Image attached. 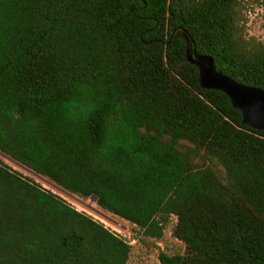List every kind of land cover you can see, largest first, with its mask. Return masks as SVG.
Instances as JSON below:
<instances>
[{"label": "trees", "instance_id": "trees-1", "mask_svg": "<svg viewBox=\"0 0 264 264\" xmlns=\"http://www.w3.org/2000/svg\"><path fill=\"white\" fill-rule=\"evenodd\" d=\"M238 0H0V152L182 254L264 264V131L200 88L181 31L264 91ZM175 34L171 38V33ZM130 245L0 161V264H126Z\"/></svg>", "mask_w": 264, "mask_h": 264}, {"label": "rangeland", "instance_id": "rangeland-1", "mask_svg": "<svg viewBox=\"0 0 264 264\" xmlns=\"http://www.w3.org/2000/svg\"><path fill=\"white\" fill-rule=\"evenodd\" d=\"M238 2V25L244 36L247 38H254L257 41L264 43V0H238ZM0 161L12 170L20 173L22 176L33 180L44 189L61 197L76 210L101 222L111 231L124 239L131 247L126 264H160L158 260L159 252L171 256L182 254L184 251V245L173 238L171 234L176 221L175 217H171L169 223L165 225L163 235L159 240L147 239L141 235L135 226L100 209L96 205L94 197L91 196L84 199L75 196L55 185L48 179L11 160L1 152Z\"/></svg>", "mask_w": 264, "mask_h": 264}, {"label": "water", "instance_id": "water-1", "mask_svg": "<svg viewBox=\"0 0 264 264\" xmlns=\"http://www.w3.org/2000/svg\"><path fill=\"white\" fill-rule=\"evenodd\" d=\"M175 31L171 33V38ZM180 36L186 44V60L198 69L200 88L223 93L241 115V123L253 130L264 131V91L237 83L224 74L217 72L213 59L199 55L190 35L181 31Z\"/></svg>", "mask_w": 264, "mask_h": 264}]
</instances>
